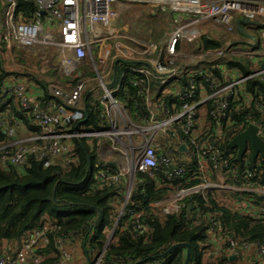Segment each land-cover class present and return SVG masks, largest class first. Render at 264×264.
<instances>
[{"label":"built area","instance_id":"built-area-1","mask_svg":"<svg viewBox=\"0 0 264 264\" xmlns=\"http://www.w3.org/2000/svg\"><path fill=\"white\" fill-rule=\"evenodd\" d=\"M33 1L39 18L24 22L17 12L16 0H2L0 38L6 52L12 54L19 49L41 62L48 64L51 60L65 78H80L81 67L86 65L93 75L78 79L67 89L50 85L48 92L58 103L53 100L41 103L39 97L31 98L29 86L21 81L5 84L2 92L15 98L38 132L17 138L20 126L17 120L0 113V131L6 138L0 142V163L23 168L28 158L35 155L44 168L58 161L66 165L71 161L68 153L73 138H101L109 142L125 163L115 174L101 170L97 175L99 187L118 183L121 177L128 178L121 211L130 196L135 170H159L167 181H178L189 171L181 163L184 162L182 158L196 159L201 181L186 187L181 186V182L170 184L172 191L162 200L150 204L162 215L177 214L185 208L187 197L192 194L204 196L207 190L224 189L240 194L257 192L254 186L226 183V177L219 170L222 160L213 149L215 143L212 141H218V137L207 143L205 136L200 143L195 127L198 108L206 103H211L209 114L212 118H224L230 98L239 94L248 99L243 90L244 83L263 76L264 64L244 76L239 68L229 67L227 63L231 58L247 59L252 67H257L262 60L264 63V26L259 30V40L247 36L244 44H230L209 51L196 50L193 45L199 37L210 33L221 34L225 39V35L231 34L236 20L245 21L246 32L255 31L258 24H264V0ZM130 5L148 6L157 18L161 10L169 12L170 16L163 17L162 21L166 24L172 21L175 25L170 26L165 44L130 38L112 26ZM40 11L45 14L41 15ZM205 25L211 27L207 29ZM241 45L247 48L243 49ZM114 61L138 64L122 67L118 82L111 89L117 75L113 72ZM210 65L218 73L217 79L209 72ZM127 71L133 75L131 84L139 88L148 113V117L139 123L131 121L123 103L115 97L119 81ZM188 71L195 79H190L187 86L177 87L175 84ZM153 80L159 84L156 89L149 87ZM92 86L101 91L100 103L107 126L95 132L70 131L73 124L84 118L81 98ZM253 107L264 109L257 100L253 101ZM254 125L257 136L264 142V125ZM180 146L185 150L180 151ZM206 161L212 164L213 180L206 178ZM247 172L244 170L243 174ZM231 176L235 178L236 172ZM258 192L264 196V189ZM258 219L264 220V204L259 209ZM210 224V234L220 235L217 223L210 221ZM134 229L136 233H146L144 224H137ZM58 230L59 227L45 224L22 243L14 258L0 257V264H38L42 260V248L50 242L57 253L56 264H72L77 252L66 238L57 234ZM224 242L233 255L252 252L256 261L264 264L263 246L255 242L238 243L231 237ZM92 264H106L102 262V254Z\"/></svg>","mask_w":264,"mask_h":264},{"label":"trees","instance_id":"trees-1","mask_svg":"<svg viewBox=\"0 0 264 264\" xmlns=\"http://www.w3.org/2000/svg\"><path fill=\"white\" fill-rule=\"evenodd\" d=\"M16 3L22 21L30 22L39 18L33 0H16ZM1 9L2 0L0 15ZM246 26L247 24L241 21L235 24L230 35H236L237 38L231 40V44H244L247 34L250 33L259 40V30L264 24H258L253 32H246ZM198 41L200 46L196 45ZM193 48L203 51L215 50L222 48V43L201 36ZM4 54L7 52L0 38V113L13 117L20 126L23 125L31 134H36L38 129L31 124L30 118L18 106L15 98L10 93L2 92L5 84L15 80L25 85L32 83L42 92L39 97L41 103L48 100L58 103L59 101L48 92L50 85L67 89L75 85L78 79L87 76L83 72L80 78H65L57 71L46 68L40 74L39 70L33 69L37 65L40 68L42 62L33 55L16 49L10 54L11 66H24L26 59H30L33 66L28 69L29 73L24 74L7 69L4 65ZM245 60L247 62L242 63L240 59L231 58L227 64L229 67L239 68L244 76L259 70L264 64L262 60L257 67H252L249 61ZM137 64L117 63V75L111 89L115 88L122 67ZM208 70L216 79L219 77L211 65ZM132 76L128 71L123 73L115 97L123 103L131 121L139 123L148 117V113L143 98L138 93L139 88L131 84ZM192 78L195 79V75L188 71L175 85L187 86V82ZM196 80L200 81L199 76H196ZM158 86L156 80L149 84L151 89ZM243 90L248 99L245 100L239 94L230 98L224 118L210 116L211 103L198 108L195 127L199 133L197 139L201 143L207 136L209 143L210 139L218 137V141L214 140L213 149L218 151V158L222 160L219 170L226 177V183L264 189V159L257 157L251 161L247 153L240 160H236V149L228 147V142L244 131L248 124L264 125V109L253 107L254 100L264 107V75L246 81ZM100 98L101 91L96 86H92L83 94L81 104L84 118L73 124L70 131L85 133L106 128L107 121ZM5 140V135L0 131V142ZM102 140L73 138L68 153L71 161L66 165L58 161L44 168L35 155L28 158L23 168L0 163V257L14 258L22 243L48 224L59 227L57 234L69 242L72 239L80 241L85 256L82 264H92L101 254L102 262L106 264H184V244L190 249L188 264H259L253 259L246 260L242 255H236L233 261L229 260L232 253L225 242L219 251H214V243L210 237V221L217 223L223 239L231 237L238 243L255 242L264 248V220L240 215L232 209L242 195L251 205H263V196L212 189L207 190L204 196L192 194L187 197L185 208L177 214L162 215L150 204L165 198L172 191L170 184L181 182V186L186 187L201 181L196 159L192 158L181 162L189 171L178 181H167L159 170H135L130 196L121 211L125 185H98L99 171L107 170L110 174L117 172L115 167L99 159L98 144ZM244 170L248 171L247 174H243ZM204 172L207 179L213 180L210 161H206ZM232 172H236L235 178L231 176ZM136 215H140L139 218H136ZM137 224H144L146 233H136L134 227ZM175 244L179 246L168 251ZM40 254L42 260L38 264H56L57 253L52 242L42 248Z\"/></svg>","mask_w":264,"mask_h":264},{"label":"crops","instance_id":"crops-1","mask_svg":"<svg viewBox=\"0 0 264 264\" xmlns=\"http://www.w3.org/2000/svg\"><path fill=\"white\" fill-rule=\"evenodd\" d=\"M141 6H145V5H141ZM130 7H135V6L133 5V6H130ZM127 11H129V9ZM149 11H150V16L152 17L151 21L149 22L151 24V27L149 29L145 30L143 27H140V26H139L140 28H135V25L134 24L130 25V23L125 24V22H123L122 17H123V14H125L126 12L123 13L119 17V19L115 20L113 22L112 26L115 29H118L120 31H124L123 33L128 35L130 38L144 40L143 36L145 34L146 35L152 34L155 37V41H151V42H155V43L162 42V44H165L166 41H167V38H168L169 31H167L166 29L162 30L161 27H160V30H162V32H160L161 36L158 38L156 36V34H157L156 31L159 29L157 24H156L157 17H156V15H154L151 12V10H149ZM159 15L163 16V17L170 16L169 12H167L165 10L164 11L161 10ZM141 22H145L144 18H143V20H141ZM160 23H162V22H160ZM160 23L158 25H161ZM162 28H163V26H162ZM158 44H161V43H158ZM51 67H52L53 70L57 71L54 68V66L51 65ZM15 81H19V80H15ZM28 86H29V92L31 94L30 95L31 98H38V97L42 96V92H41L39 87H37L36 85H33L32 83L28 84ZM30 134H31V132L27 128H25L23 125L19 126L18 129H17V132H16L17 138H22V137H25V136L30 135ZM104 154H107V155L105 156ZM98 155H99V159L103 163H107L111 167H115L117 169V171L120 170L124 166L123 163H122L123 158L121 157V155L116 150H113L110 147L108 142H105L103 140L99 142V144H98ZM183 160L185 162L188 159H185V158L183 159L182 158V161ZM127 181H128L127 177L126 178H122L121 177V180H120V182L117 183V185H119V186L120 185H125V183ZM255 190L257 192L254 191V192H249V193L256 194L259 197L263 196V195H261L258 192V190H261V188L255 187ZM238 200H239V202L232 206V209L235 212H237L240 215H246V216H250L251 218L258 219V212H259V209H260V207L262 205H251V204H248L247 203L248 201L246 200V198L243 195L241 197H239ZM210 237H211L212 242L214 243V249L213 250L216 251V252L219 251L221 246L224 244L225 238L223 239L220 235H216V234L215 235H211ZM70 243L75 248L77 247V250H76L77 254H76L75 258L77 257L79 261L82 260L81 263H83L85 256H84V254L82 252L83 249H82V245H81L80 241L78 239H72L70 241ZM231 256H234L231 259L233 261L236 258V255L231 254L230 257ZM241 257L245 258L246 260L253 259L254 261H256V259L253 257L252 252L245 253ZM78 260H76V261H78ZM76 261L74 259L73 264Z\"/></svg>","mask_w":264,"mask_h":264},{"label":"rangeland","instance_id":"rangeland-1","mask_svg":"<svg viewBox=\"0 0 264 264\" xmlns=\"http://www.w3.org/2000/svg\"><path fill=\"white\" fill-rule=\"evenodd\" d=\"M130 6H133V5H130ZM129 6V8H127L123 13H125L128 9H129V11H127L125 14H123V17H122V19H123V22H125V24H127V23H130V25H132V24H134L135 25V28H140V27H143L145 30L146 29H149L150 27H151V24L149 23L150 21H151V16H150V8L149 7H147V6H141V5H134L135 7H130ZM140 6V7H139ZM121 14V15H122ZM1 16V15H0ZM143 18H144V21L145 22H141V20H143ZM174 18V16H173V14H172V19ZM162 19H163V16H160L159 18H157V22H156V24H157V26H158V30L156 31V36L159 38L161 35H160V32H162V30H164V29H166L167 31H169V28H170V26L171 27H173L174 25L172 24V21L170 22L169 21V24L167 23H165L164 21H162ZM160 22H162V23H160ZM161 24L162 26H163V28H162V26L161 25H158V24ZM140 26V27H139ZM160 27H161V29L162 30H160ZM204 27H206L207 29L208 28H210L211 26L210 25H205ZM248 36H254V34H252V33H250V34H247ZM236 35H225V39H222V35L221 34H217V33H210V34H208V35H206V37H209V38H211V39H216V40H218V41H220L221 43H222V47H228L230 44H231V40H233L234 38H237V37H235ZM143 38H144V40L148 43V42H151V41H155V37L152 35V34H150V35H144L143 36ZM158 43H162V42H158ZM197 46H200V41H198L197 42V44H196ZM241 47L243 48V49H245V48H247V46H245V45H241ZM11 57L12 56H10V54H4V56H3V58H4V65L7 67V69H11V70H16V71H18V72H23L24 74H25V72H27V73H29V71H28V69H30V67L32 68L33 66H31V62H30V59H26V60H24V63L26 64V65H24V66H19L18 65V67L16 66V67H12L11 66V64L9 63L11 60ZM239 60V59H238ZM240 61L242 62V63H245V62H247L245 59H243V58H240ZM12 62V61H11ZM43 63V64H42ZM41 63V66H40V68H38V65H37V67L35 68V69H33L34 71H37V70H39V72H40V74H42L41 72H44V70H45V68L46 69H48V70H52V67H51V64H52V62H51V60H48V64L47 63H45V62H42ZM27 66V67H26ZM52 66H53V64H52ZM5 67V68H6ZM24 68H26V70L24 69ZM81 70L86 74L85 76H87V77H89V76H91L92 75V73L91 72H89L90 71V69H89V67L86 65V66H83V67H81ZM23 138V137H22ZM103 141H105V142H108V141H106V140H104L103 139ZM109 143V142H108ZM247 154V153H246ZM105 156L107 155V154H104ZM122 163H123V165H125V163H124V160H122ZM127 184H128V181H127ZM126 184V185H127ZM109 236V235H108ZM73 249H75V250H77V247L75 248L74 246H71ZM75 259V261L76 260H78V258L76 257V258H74ZM79 261V260H78ZM76 261L74 264H82L81 262H82V260L81 261ZM73 264V263H72Z\"/></svg>","mask_w":264,"mask_h":264},{"label":"water","instance_id":"water-1","mask_svg":"<svg viewBox=\"0 0 264 264\" xmlns=\"http://www.w3.org/2000/svg\"><path fill=\"white\" fill-rule=\"evenodd\" d=\"M40 14L44 15L45 12L40 11ZM239 21L245 23L244 20H236L235 23L238 24ZM117 63L118 61H114V75L116 74ZM212 143L214 142L212 141ZM228 147L236 149V160H240L246 153H249L251 161H254L257 157H261L262 159H264V142L257 136V126H255L254 124H248L244 131L231 139L228 142ZM179 150L184 151L185 148L183 146H180ZM190 208L191 206L189 205L188 209ZM178 246V244H175L171 246L168 251H171ZM183 246L186 248L184 264H188L190 249L188 245L184 244ZM233 257L234 256H231L229 260H231Z\"/></svg>","mask_w":264,"mask_h":264}]
</instances>
